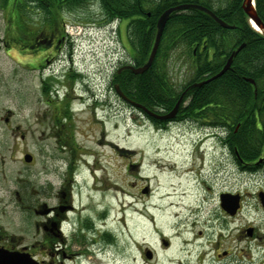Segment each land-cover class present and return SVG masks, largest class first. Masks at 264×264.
Returning a JSON list of instances; mask_svg holds the SVG:
<instances>
[{"label": "rangeland", "instance_id": "obj_1", "mask_svg": "<svg viewBox=\"0 0 264 264\" xmlns=\"http://www.w3.org/2000/svg\"><path fill=\"white\" fill-rule=\"evenodd\" d=\"M7 4V0H0V13L16 12L19 7L16 4L14 10L6 9ZM21 7L26 10L27 2ZM103 14L99 3L89 0L68 17L74 36H79L76 58L85 84L79 85L83 100L74 106L75 134L81 147L77 162L81 167L92 163L98 175L91 179L86 172L82 173L73 188L76 206L81 209L77 223L84 230L78 233L76 228V244L71 250L82 252L77 264H148L143 254L149 244L159 250L157 259L149 264H195L199 253L204 252L207 214L205 210L197 213L188 208L195 206L199 198L195 188L198 182L173 170L178 166L193 168L195 163L189 158L194 150L191 144L197 142V146L207 150L215 147L217 129L195 127V120L154 128L140 111L127 106L115 90L107 94V83L119 55H128L120 41L122 38L126 43V23L115 22L114 29H109ZM4 21L0 16V237L10 243L16 238V247L22 248L31 246L37 238V218L27 207L32 201L41 204L47 194L61 188L66 179L63 165L68 154H57L56 145L49 140L50 118L41 119L48 109L41 102L39 84L27 69L28 64L16 59L22 65L18 66L14 52L6 53L4 41L10 39V34L5 27L8 22ZM188 65L181 60L170 61L177 85L191 77ZM93 94L99 100V110L95 112L89 111L85 103ZM6 118H11L12 127L5 125ZM190 125L195 128H188ZM28 154L33 156L31 163L25 161ZM214 156H207L206 176L214 167ZM231 161L229 156L228 169L223 165L221 171H213L209 197L214 206L221 190L256 188L235 175L237 169ZM151 163H157L158 169L154 170L153 165L147 170ZM197 166H201L199 160ZM146 172L158 189L155 197L147 201V208L139 197L140 175ZM172 191L186 193L176 199L180 200L179 206L156 211L153 204L161 194ZM161 236L171 239L169 250L160 249ZM186 242L190 243L188 250ZM33 253L37 258L45 254L40 249Z\"/></svg>", "mask_w": 264, "mask_h": 264}, {"label": "flooded vegetation", "instance_id": "obj_2", "mask_svg": "<svg viewBox=\"0 0 264 264\" xmlns=\"http://www.w3.org/2000/svg\"><path fill=\"white\" fill-rule=\"evenodd\" d=\"M24 2V0H7L6 9L10 7L13 9L12 7H15L16 4L19 5L18 9L16 8V12L0 13L2 20L8 22L5 27L10 34V39L4 41L5 50L6 53L14 52L16 56L15 63L17 62L16 59L22 64L23 62L27 63V69L33 75L36 83L39 84L41 102L48 109L47 112L43 113L41 119L50 118L47 132L49 133V140L51 139L53 144L56 145L57 154H63L64 151L65 154L63 155L68 154L64 160L65 165H63L66 168V173H63L66 179L61 188L55 193L47 194V199L41 204L39 201H32L27 207L29 213L32 212L34 218H37L34 223L37 235L34 244L17 248L16 238L11 239L13 243H10L0 237V251L28 253L32 259L34 258L42 264H77L78 257L82 255V252L71 250L72 246L76 244L73 237L77 234L76 228L77 230L79 228L78 233H82L84 229H81L77 223L79 221L78 217L81 216V209L76 206L73 188L79 183L78 178L82 173L86 172L91 179L98 175L95 173L96 170L92 163L81 167L77 162V153H80L81 147L75 134L74 123L76 122L77 113L74 111V106H78V103L83 100V93L79 85L81 83L85 84L81 67L76 58L78 37H76L77 35L74 36L73 23H69L68 19L75 9L72 8V10L67 6V0H57L55 3H52V0H29L27 9L23 10L21 5ZM99 11L101 12V10ZM120 41L128 56L119 55L111 80L109 79L107 83V94L112 90L116 91L117 76L128 70L126 67L129 65L135 66L130 49L125 41L123 44L122 38ZM126 97L132 101L130 97ZM95 98L97 97L94 95L85 101L89 111L99 110V100ZM122 101L133 110L140 111L143 118L152 127L155 126L154 128H163L164 125L168 126L178 121V118L175 120H160L148 116L146 112L134 109L130 102L124 99ZM149 111L162 117L169 113L162 109ZM11 123V118H6L5 125L12 127ZM194 124L195 127L196 125L201 126V128L207 127L199 124L198 121H195ZM195 127L190 125L188 128ZM214 129H221L227 133L224 127ZM215 137V147L210 146L209 150L207 148L202 149L199 146L196 148L197 142L191 144L195 149L189 157L190 161L195 163L193 168L182 169L181 166H178L173 170L181 172V175L185 174L186 177L189 176L198 182L195 185L197 190H195L199 194V198L195 206L188 208L194 209L197 213L205 210L207 214L204 252L199 253L195 264H264V160L260 159L259 162H255L257 170H254V167L242 159L237 151L232 150L227 138L225 139L223 136ZM198 153L199 156H197ZM212 154L215 155L212 157L214 167L212 169L210 167V176H206L204 171L206 170L207 156H212ZM229 156L232 157V165L237 169L235 175L240 177L242 182L244 179L248 180L256 188L221 190L217 195L216 205L214 206L213 200L209 197L210 192L213 190L211 177L213 171H221L223 165L225 169H228ZM197 160H199L201 166L196 168ZM60 163H63V161ZM153 165H156L154 170L158 169L157 163H151L147 164V170L153 168ZM135 167L138 168L137 165ZM140 180L142 184L139 197L144 207L147 208V201L155 197L158 189L151 183L147 172L140 175ZM185 195L186 193L179 194L176 191L163 193L158 198V202L156 201L153 204V208L157 211L179 206L178 201L180 200L176 199H180ZM14 197H16V191ZM228 201H236V206L229 207L225 204ZM199 235L202 236V231ZM159 245L162 251L169 250L172 247L171 239L161 236ZM188 245L190 243L186 242L185 248ZM35 249L43 251L45 253L44 257L37 258V255L33 253ZM158 252L157 248L146 244L143 254L145 262L149 264V262L156 260Z\"/></svg>", "mask_w": 264, "mask_h": 264}, {"label": "trees", "instance_id": "obj_3", "mask_svg": "<svg viewBox=\"0 0 264 264\" xmlns=\"http://www.w3.org/2000/svg\"><path fill=\"white\" fill-rule=\"evenodd\" d=\"M88 1L67 0V6L76 9ZM96 1L106 22L126 23L125 40L135 67L148 61L158 20L169 8L200 5L234 26L223 28L200 10L173 13L150 69L140 76L125 70L116 83L133 102L148 110L170 112L189 86L219 73L232 53L245 44L223 76L186 94L176 118L181 123L195 120L210 128L224 127L232 150L257 170L254 163L264 160V36L249 23L242 8L244 0ZM255 8L264 23V0H255ZM175 59L189 64L192 73L181 85L169 66ZM248 79L254 80L255 86Z\"/></svg>", "mask_w": 264, "mask_h": 264}, {"label": "water", "instance_id": "obj_4", "mask_svg": "<svg viewBox=\"0 0 264 264\" xmlns=\"http://www.w3.org/2000/svg\"><path fill=\"white\" fill-rule=\"evenodd\" d=\"M243 10L245 12V14L247 15L250 24H254L255 27L258 29V31L264 36V23L262 22V20L260 18H258V14L255 8V0H244L243 3ZM186 10H200L201 12H204L206 14H208L215 22H217L221 27L226 28V29H233L234 26L227 24L225 21H223L222 19H220L215 13H213L210 9H207L203 6L200 5H195V4H183V5H178L176 7H172L169 8L168 11L166 10L159 18L158 20V24H157V34L155 37V42L153 43V48L151 51V54L149 56L148 61L141 67L139 68H135L133 66H128L126 67V69L132 71L135 75H142L145 72H147L150 67L152 66L151 64H153L155 57L157 55L160 43H161V39L163 36V32L165 29V26L170 18V16L173 13L176 12H180V11H186ZM245 47V44H242L236 51H234L232 53V55L230 56L227 64L223 67V69L217 73L215 76L204 80L200 83H195L192 84L191 86H189L181 95L180 99L178 100L177 104L174 105L175 107L173 108L172 111H170L168 114L163 115L162 116H157L156 114L152 113L151 111H149L146 107H144L141 104H138L136 102L130 101L122 92V90L120 89L119 85H116V92L119 95L120 98L124 99L125 101L130 102L134 108L140 109L144 112H146V114L148 116L151 117H156L157 119L160 120H172L176 117V115L179 112L180 106L182 104V102L184 101V98L186 96V94L194 89V88H199L202 87L218 78H220L221 76H223L226 71H228L231 68V65L233 63V59L238 55V53ZM249 82H251L254 86H255V82L251 79L248 80ZM25 161L27 163H31L33 161V156L32 155H26L25 156ZM236 201H228L225 202L226 205H228L229 207H234L236 206ZM0 264H42L39 263L38 261L34 260V258L32 259L31 255H29L28 253H20V252H16V253H10L8 251H4L1 250L0 251Z\"/></svg>", "mask_w": 264, "mask_h": 264}, {"label": "bare ground", "instance_id": "obj_5", "mask_svg": "<svg viewBox=\"0 0 264 264\" xmlns=\"http://www.w3.org/2000/svg\"><path fill=\"white\" fill-rule=\"evenodd\" d=\"M252 26V28H254L255 30H257L258 31V29L255 27V25L254 24H252L251 25ZM129 66H131V65H129ZM133 67H135V66H133ZM139 67H141V66H139ZM139 67H135V68H139ZM215 76V75H214ZM249 80V79H248ZM252 80V79H251ZM254 81V80H253ZM197 83H200V82H197ZM193 84H195V83H193ZM200 88V87H199ZM183 103V102H182ZM176 119V117L174 118V119H172V120H175ZM174 124H177V125H181V122L180 121H176ZM221 133H223V134H225V131H223V130H221Z\"/></svg>", "mask_w": 264, "mask_h": 264}]
</instances>
